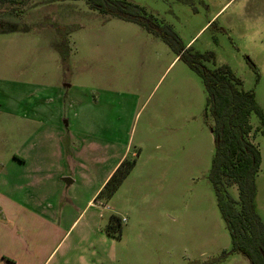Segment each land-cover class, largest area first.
Listing matches in <instances>:
<instances>
[{
    "label": "rangeland",
    "instance_id": "374dc122",
    "mask_svg": "<svg viewBox=\"0 0 264 264\" xmlns=\"http://www.w3.org/2000/svg\"><path fill=\"white\" fill-rule=\"evenodd\" d=\"M22 1L0 3V162L10 154L29 155L36 135L37 147L43 148L47 132H41V122L64 115L72 117L78 143L119 141L120 151L127 149L124 160L134 162L114 195L86 211L104 217L103 231L111 216L121 220L122 235L112 241L110 255L96 257L90 243L91 250L83 246L86 261L76 253L68 261L250 264L242 254L231 253V238L209 179L214 119L198 73L161 37L91 9L86 0ZM126 1L169 26L190 54L212 55L203 61L208 69L227 66L243 90L255 93L264 111V0ZM250 121L260 125L255 114ZM54 133L50 130L49 137ZM250 139L261 155L255 202L264 220V136L256 133ZM38 165L33 159L28 166H17L20 207L12 213L0 207V220L9 227L11 216L18 232L25 223L40 226L25 221V215L27 208H37L28 199L43 184L51 189L49 197L56 196V182L50 179L39 185L42 190L25 187ZM8 179L1 174V182ZM226 184L238 200V188ZM46 238L42 243L49 249ZM71 238L57 249L52 264L66 256ZM40 242L34 237L33 261Z\"/></svg>",
    "mask_w": 264,
    "mask_h": 264
},
{
    "label": "crops",
    "instance_id": "0c3cea01",
    "mask_svg": "<svg viewBox=\"0 0 264 264\" xmlns=\"http://www.w3.org/2000/svg\"><path fill=\"white\" fill-rule=\"evenodd\" d=\"M41 124L45 126L41 132H47L43 148L37 147L36 135L31 144L29 155L10 154L7 155L8 158L6 156L5 162H0V178L1 174H5L9 178L4 182L0 180V207L3 210L12 213L15 208L20 207L17 203L18 187L14 175L18 169H21L17 167L18 165L28 166L33 159L39 162L40 165L34 167L31 180L26 182L25 187L42 190L44 185V189L37 193L35 198L28 199L37 208L35 210L27 208L29 212H25L27 214L25 221H34L40 226L32 228L31 223H29L30 225L25 223L24 231L18 232L19 229H15V220L11 216H9L10 220L4 219L8 221L7 223H11L9 227L0 220V264H52L57 253L65 247L77 228H79V235L71 238L70 249L65 251L66 256H63L64 258L61 256L59 258L61 262L58 261L56 264H73L68 261V257L71 254L74 256L75 253L81 255V261H86L88 252L83 249V246H87V249L91 250V244L96 246H93L95 250L97 249L94 254L96 257H102L107 253L109 256L111 243L117 238L103 231L101 222L104 217L102 215L94 212L87 214L86 211L87 209L88 211L95 210L97 203L101 204L96 200V197L113 172L124 161L127 149L120 151L119 141L114 144L112 139H104L99 143H78L76 138L79 136L71 129L73 119L66 115L54 118L50 122L45 120ZM52 129L56 133L49 137V131ZM64 130L67 134L64 133ZM92 146H94L93 149ZM97 152L100 153V157ZM98 159L99 165L97 164ZM48 162L50 164L46 165ZM83 170H88V172L82 173ZM48 179L56 182L53 191L56 194L55 197H49L51 189L47 188V183L39 187L42 182H46ZM79 189L80 192H78ZM34 237H40V243H42V237H47V245L50 247L45 249V243L40 244V247L37 248L38 255L35 261L32 260ZM55 238L58 239L57 242ZM78 240L79 244L74 243ZM87 243L89 244L87 245ZM57 249L59 250L57 251Z\"/></svg>",
    "mask_w": 264,
    "mask_h": 264
},
{
    "label": "trees",
    "instance_id": "16d2710c",
    "mask_svg": "<svg viewBox=\"0 0 264 264\" xmlns=\"http://www.w3.org/2000/svg\"><path fill=\"white\" fill-rule=\"evenodd\" d=\"M0 3L20 4L23 1L0 0ZM86 3L91 9L102 14L138 24L161 37L177 50L180 59L185 60L202 78L214 119L212 133L215 140V155L209 179L231 238V253L242 254L250 264H264V220L258 214L255 202V180L261 164V155L257 145L250 139V136L256 133L264 136V111L258 104L255 93L243 90L241 81L227 66L215 70L208 69L203 61H208L212 55L190 54L185 50L186 46H182L178 35L169 26L158 24L144 8L126 0H86ZM252 114L260 120L257 127L251 124ZM133 167V161L124 160L108 179L96 200L106 203ZM228 181L238 188V200L228 192L226 184ZM105 232L120 237L121 220L111 216Z\"/></svg>",
    "mask_w": 264,
    "mask_h": 264
}]
</instances>
